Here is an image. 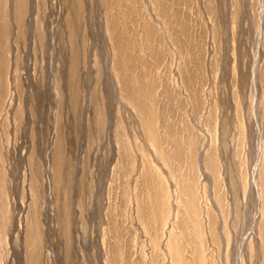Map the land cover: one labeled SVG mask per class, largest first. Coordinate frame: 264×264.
<instances>
[{
  "label": "rangeland",
  "instance_id": "obj_1",
  "mask_svg": "<svg viewBox=\"0 0 264 264\" xmlns=\"http://www.w3.org/2000/svg\"><path fill=\"white\" fill-rule=\"evenodd\" d=\"M0 264H264V0H0Z\"/></svg>",
  "mask_w": 264,
  "mask_h": 264
}]
</instances>
